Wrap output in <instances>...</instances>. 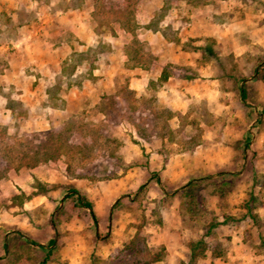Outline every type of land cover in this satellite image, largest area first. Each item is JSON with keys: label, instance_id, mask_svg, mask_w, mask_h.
<instances>
[{"label": "rangeland", "instance_id": "374dc122", "mask_svg": "<svg viewBox=\"0 0 264 264\" xmlns=\"http://www.w3.org/2000/svg\"><path fill=\"white\" fill-rule=\"evenodd\" d=\"M147 1L0 0V264H264V0Z\"/></svg>", "mask_w": 264, "mask_h": 264}, {"label": "crops", "instance_id": "0c3cea01", "mask_svg": "<svg viewBox=\"0 0 264 264\" xmlns=\"http://www.w3.org/2000/svg\"><path fill=\"white\" fill-rule=\"evenodd\" d=\"M78 9H79V11H78ZM142 9H144V11H146V12H153V11H155L156 8L153 6L152 1L148 0L147 4L145 3L144 6H142L141 10ZM82 10H84V9H81V8H76V9L75 8H70L69 10H66V9L65 10H57L55 12V16L54 15L52 16L51 12H48L47 15L44 17V20L42 22L43 24L40 22V24L42 25L41 28L43 29V33L42 34L45 35L48 32L49 29H57L58 31H60V29H63V28L65 29L67 24H68V26L71 25V21L67 18V15L65 16V18L63 16L59 17L60 13L64 12L65 14H67V12L68 13L83 12ZM84 11H86V10H84ZM64 19L66 20V22H64ZM63 24H65V26H63ZM123 29L121 27V31L122 32H123ZM62 34H63V32H62ZM58 41L60 42L59 38H57V43H58ZM85 42L86 43L89 42L88 35H87V39L85 40ZM59 44H61V45H60L59 48L58 47L56 48V51L60 50L59 53H61L60 54L61 56H59V55L58 56L62 57L63 59L71 57L74 54V52L77 51L76 49L79 48L78 45L76 46V44H78L77 40H75V42L68 41L67 43L61 41ZM90 45H91L90 47H92V42H91ZM55 53H58V52H55ZM112 68H113L112 66H108V68L106 70V73L109 75L110 79L112 77H114L115 75H117V74H115V72L113 71ZM137 74H138V76L133 79L134 82L133 81L131 82V85H130V88H129L131 90H134V92L144 91L145 88L147 87L148 82L150 81V79L152 81L153 80L156 81L157 77H159V74L153 73L152 71L151 72L150 71L146 72V71L140 70V69L137 71ZM44 76H45V74H44ZM83 89L84 90L81 91L82 93L85 92V89L87 90L88 88H87V86H83ZM64 91L65 90H62V92H64ZM70 91H71V93L78 92L76 87H75V89H72L71 86H70L69 92ZM81 92H79V94ZM69 99L70 100L73 99L71 97V95L69 96Z\"/></svg>", "mask_w": 264, "mask_h": 264}, {"label": "trees", "instance_id": "16d2710c", "mask_svg": "<svg viewBox=\"0 0 264 264\" xmlns=\"http://www.w3.org/2000/svg\"><path fill=\"white\" fill-rule=\"evenodd\" d=\"M160 79H161V81H166V80H167V74H166L164 71L161 73V75H160ZM240 94H241V99H242L243 101H245V99H246V91H245L244 86L240 89ZM139 136H140V137H144L143 134H140ZM55 156H56V155H51L50 157L45 158L43 161H47L48 159L54 158ZM72 191H74V192L76 193V190H72ZM84 205H85L86 207H90V204H89V203H84ZM91 214H92V213H91ZM92 215H93V214H92ZM51 243L53 244L54 241L52 240ZM194 257H195V246L192 245V246L190 247V258H189V260H192Z\"/></svg>", "mask_w": 264, "mask_h": 264}]
</instances>
